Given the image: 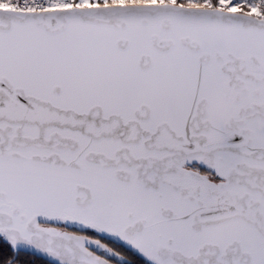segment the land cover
<instances>
[{
    "label": "snow or ice",
    "instance_id": "snow-or-ice-1",
    "mask_svg": "<svg viewBox=\"0 0 264 264\" xmlns=\"http://www.w3.org/2000/svg\"><path fill=\"white\" fill-rule=\"evenodd\" d=\"M0 264H264V0H0Z\"/></svg>",
    "mask_w": 264,
    "mask_h": 264
}]
</instances>
